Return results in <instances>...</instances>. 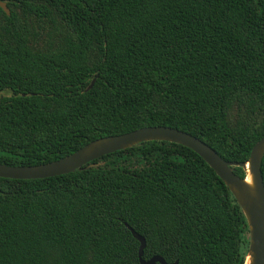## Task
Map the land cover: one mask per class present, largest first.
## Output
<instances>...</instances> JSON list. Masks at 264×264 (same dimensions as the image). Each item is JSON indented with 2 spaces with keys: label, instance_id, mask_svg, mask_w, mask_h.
Wrapping results in <instances>:
<instances>
[{
  "label": "trees",
  "instance_id": "trees-1",
  "mask_svg": "<svg viewBox=\"0 0 264 264\" xmlns=\"http://www.w3.org/2000/svg\"><path fill=\"white\" fill-rule=\"evenodd\" d=\"M0 2V164H47L145 127L243 163L264 137V0ZM125 224L144 260L244 264L248 253L233 195L178 144L0 178V264H140Z\"/></svg>",
  "mask_w": 264,
  "mask_h": 264
},
{
  "label": "water",
  "instance_id": "water-1",
  "mask_svg": "<svg viewBox=\"0 0 264 264\" xmlns=\"http://www.w3.org/2000/svg\"><path fill=\"white\" fill-rule=\"evenodd\" d=\"M0 7L10 15L4 3L0 2ZM144 142H169L188 148L215 172L233 195L247 222L249 245L244 264L247 256L251 258L250 264H264V182L261 174L264 137L254 144L246 162L233 163L221 159L207 144L190 134L168 127H145L127 134L94 140L73 154L47 164L27 167L0 164V178L38 180L73 173L98 158ZM235 167L244 170V178L234 174ZM247 173L250 175V183L246 180ZM125 226L139 242L140 264H168L160 256L144 260L145 239L127 224Z\"/></svg>",
  "mask_w": 264,
  "mask_h": 264
},
{
  "label": "bare ground",
  "instance_id": "bare-ground-1",
  "mask_svg": "<svg viewBox=\"0 0 264 264\" xmlns=\"http://www.w3.org/2000/svg\"><path fill=\"white\" fill-rule=\"evenodd\" d=\"M246 180L248 183H250V175L247 173ZM251 258L250 256H247L246 258V264H250Z\"/></svg>",
  "mask_w": 264,
  "mask_h": 264
},
{
  "label": "rangeland",
  "instance_id": "rangeland-1",
  "mask_svg": "<svg viewBox=\"0 0 264 264\" xmlns=\"http://www.w3.org/2000/svg\"><path fill=\"white\" fill-rule=\"evenodd\" d=\"M7 95H9V94H7V93H2V94H0V97H1V96H7Z\"/></svg>",
  "mask_w": 264,
  "mask_h": 264
}]
</instances>
